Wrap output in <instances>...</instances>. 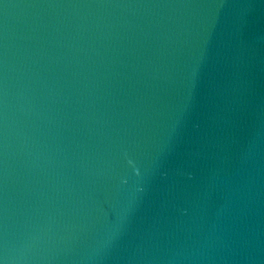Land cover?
Segmentation results:
<instances>
[{
  "label": "water",
  "instance_id": "95a60500",
  "mask_svg": "<svg viewBox=\"0 0 264 264\" xmlns=\"http://www.w3.org/2000/svg\"><path fill=\"white\" fill-rule=\"evenodd\" d=\"M0 264H264V0H0Z\"/></svg>",
  "mask_w": 264,
  "mask_h": 264
}]
</instances>
